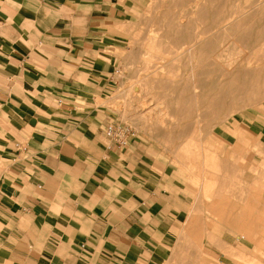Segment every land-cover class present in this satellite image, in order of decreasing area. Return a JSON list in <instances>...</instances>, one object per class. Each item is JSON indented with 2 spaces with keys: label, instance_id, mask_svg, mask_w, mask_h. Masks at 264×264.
I'll return each instance as SVG.
<instances>
[{
  "label": "crops",
  "instance_id": "obj_1",
  "mask_svg": "<svg viewBox=\"0 0 264 264\" xmlns=\"http://www.w3.org/2000/svg\"><path fill=\"white\" fill-rule=\"evenodd\" d=\"M149 1L0 0V264H165L195 230L193 187L169 152L141 132L124 147L105 133L127 46L117 29ZM229 227L204 229L219 245L206 231L203 249L264 263Z\"/></svg>",
  "mask_w": 264,
  "mask_h": 264
},
{
  "label": "rangeland",
  "instance_id": "obj_2",
  "mask_svg": "<svg viewBox=\"0 0 264 264\" xmlns=\"http://www.w3.org/2000/svg\"><path fill=\"white\" fill-rule=\"evenodd\" d=\"M223 2L227 7L221 6ZM242 2L243 0H150L140 13L139 3H136L130 8L127 23L117 29L118 32L126 35L127 46L120 53L121 63L115 72L116 89L110 101L115 116L113 120L129 124L135 133H144L150 141L167 150L173 162L181 167L185 178L193 187V206L195 205L196 212L193 211L188 223L190 225L192 221L195 230L187 231L186 226L183 228L172 256L165 264H184L190 250L196 253L194 258L197 261L212 259L211 264H223L220 261L223 257L221 255L228 256L224 254L223 248V253L220 255L207 253L202 246L203 239L207 235L205 234L207 230L204 229L214 228L216 219L230 226L229 228L237 235L238 231L235 230L237 226L233 221L238 225L237 221L241 218L245 220L244 227H253V218L259 216L261 219L256 222V229L253 232L255 235L253 241H257L259 246H256L252 252L257 255L261 248L264 250V152L261 151V147L264 146V97L248 96L241 103L240 111L223 120L221 113L204 112L202 97L198 96L201 89L199 87L193 89L194 81H192L191 91H198L193 102L174 103L172 100L174 90L170 80L176 78L178 74L179 79L191 78L194 68L189 66V61L191 59L193 63H197L198 59L196 55L190 57L191 50L188 49L191 47L184 45V50H181L186 51V55L181 52L180 67H174L176 70L171 66L168 67L167 62L174 61L172 59L174 54H166L169 51L167 45H173L174 42L159 37V33L171 30L169 26L172 24L168 21L197 17L202 12H196L204 9L205 4L214 5L212 12L219 15L228 7L231 11V6L235 3H239L242 9ZM207 35L211 34L207 33ZM223 42L225 47H228V51L225 49L226 52L236 49L235 51H240L242 55L255 51L264 54V40L245 47L242 42L232 39L229 34ZM203 55L207 57L209 52ZM210 76L212 75H207ZM191 79L193 80V76ZM233 80L234 78L227 79L223 84H229ZM196 84L198 85L194 82V85ZM218 122L222 123L214 126V123ZM247 126L256 130L255 139L243 129V127L248 129ZM234 127L235 129L232 130ZM193 129L195 133L192 132ZM215 129L220 137L216 136ZM234 137L235 147H241L233 148L225 142V139L234 142ZM222 141L225 143L222 144ZM253 157H256L254 167L248 168L252 164ZM233 166L244 167L239 170L241 178L232 176L230 171ZM247 203L249 206H246ZM208 235L210 243H216L215 237H212L211 233ZM235 240L244 241L241 235L238 240L235 237ZM240 250L245 251L242 248ZM242 254L244 258L240 259L239 264H264L257 260L248 263L245 260L246 254L243 252ZM222 259L229 261L226 257Z\"/></svg>",
  "mask_w": 264,
  "mask_h": 264
},
{
  "label": "bare ground",
  "instance_id": "obj_3",
  "mask_svg": "<svg viewBox=\"0 0 264 264\" xmlns=\"http://www.w3.org/2000/svg\"><path fill=\"white\" fill-rule=\"evenodd\" d=\"M225 4L226 3L223 2L221 6L227 7ZM233 5L234 6H231V11L228 7L222 10L221 14L215 15L212 12L214 5L205 4L204 9L196 12H202V14L197 17L191 16L187 20H170L168 22L172 24L169 26L171 30L169 32L159 33V37L162 39H168L174 42L173 45H167L169 51L166 54H174L172 58L174 61L171 63L167 62L168 67H180L179 56L181 52H184V45H189V47H191L188 49L191 50L190 57L196 55L195 57L198 59L197 63H193L191 59V62L189 61V66L194 68L192 71L193 80L191 79L192 76L191 78L186 76L187 78L179 79V74L175 76L176 78L170 80L174 90L172 93V100L174 103L193 102V98L196 96V92H198L197 90L191 91L190 82L194 81L198 83V85H194V82H192L193 89L198 87L201 89V91L199 90L198 96L202 97L201 103L205 108L204 112L206 114H209L210 111L213 113H221L220 115L223 120L228 119L230 116H234V113L240 111L241 103L245 101L248 96L264 97V54L261 55L255 51L242 55L239 53L240 51H235L236 49L226 52L225 49L228 51V47H225L223 42L225 37L229 34L232 36V39L242 42L245 47L250 46L256 41L264 40V0H243L242 9H240L241 5H239V3ZM227 10L229 13H227ZM207 33L211 35L208 36ZM207 51L209 55L206 57L203 53H207ZM174 69L176 70V68ZM207 75L212 76L207 77ZM231 78H234L231 83L223 84L225 80ZM210 90H212V92H210ZM220 123L222 122L214 123V126ZM199 127L198 129H194L199 130ZM194 129L192 132H194ZM220 140L221 139H219V141ZM188 147L191 148V146ZM219 164L220 163H218V166ZM246 206H249V204L247 203ZM260 219L259 216L253 218V227H244L245 220L241 218L237 221L238 225H236L234 221L233 224L237 226V230L243 239L253 241L255 239L253 233L256 229L255 224ZM259 239L260 237L258 240ZM224 254H227L232 260L238 259L239 262L240 259L244 258L242 251L239 249L226 248L224 249ZM195 256L196 253L191 251L184 264H211L210 261L212 259L197 261L194 258Z\"/></svg>",
  "mask_w": 264,
  "mask_h": 264
},
{
  "label": "built area",
  "instance_id": "obj_4",
  "mask_svg": "<svg viewBox=\"0 0 264 264\" xmlns=\"http://www.w3.org/2000/svg\"><path fill=\"white\" fill-rule=\"evenodd\" d=\"M105 133L108 138L116 143L117 147H124L128 144L130 136L135 134V130L129 124L111 120L105 125ZM26 153L27 146L22 142H18L14 161H19Z\"/></svg>",
  "mask_w": 264,
  "mask_h": 264
}]
</instances>
